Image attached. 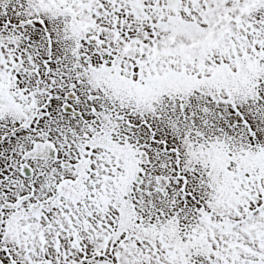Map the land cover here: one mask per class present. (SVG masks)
<instances>
[{
	"label": "snow or ice",
	"instance_id": "6c2138e0",
	"mask_svg": "<svg viewBox=\"0 0 264 264\" xmlns=\"http://www.w3.org/2000/svg\"><path fill=\"white\" fill-rule=\"evenodd\" d=\"M0 264H264V0H0Z\"/></svg>",
	"mask_w": 264,
	"mask_h": 264
}]
</instances>
